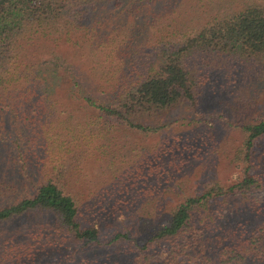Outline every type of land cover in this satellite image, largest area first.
I'll list each match as a JSON object with an SVG mask.
<instances>
[{"label": "trees", "instance_id": "trees-1", "mask_svg": "<svg viewBox=\"0 0 264 264\" xmlns=\"http://www.w3.org/2000/svg\"><path fill=\"white\" fill-rule=\"evenodd\" d=\"M176 2L0 0V264H264V4L139 54Z\"/></svg>", "mask_w": 264, "mask_h": 264}, {"label": "rangeland", "instance_id": "rangeland-1", "mask_svg": "<svg viewBox=\"0 0 264 264\" xmlns=\"http://www.w3.org/2000/svg\"><path fill=\"white\" fill-rule=\"evenodd\" d=\"M248 2L264 4V0H177V2L172 5L173 8L171 11H168L164 15L157 16L154 24L151 27L148 26V29L146 28L144 32V39L142 41H138V52L139 54L144 55L148 52V50L152 51L154 46L157 51L160 50V45H158L160 40L179 42L185 38V34L196 31V29L203 25L214 14L242 7ZM144 8H146L145 12L149 13L153 7L151 8L150 2L147 1V3L144 4ZM166 9L167 7L165 6L157 7L156 12H163ZM133 20H135L134 14L129 15L127 17V25L129 26ZM118 38L121 41L124 39V36L122 35ZM121 42L124 43V41ZM238 68L239 70H242L243 74L248 79H257L256 72L258 70H264V57L257 61L239 63ZM262 92H264V90H262ZM221 104H223V101H221ZM213 112L203 115V117H205L204 121L206 124H212L214 122L216 114ZM254 114L257 113L254 112ZM136 136L139 141L147 142V140H144L139 133ZM236 140V133H231L224 139V142L228 144V151L232 150V144H235ZM207 163L212 168L211 163ZM201 166L202 162L200 160H195L184 169L183 173L177 175L175 180L172 182L175 190L190 191L196 188L202 177V173L200 172ZM218 172L220 176H225V180H231L236 176V170L233 167L229 168L227 166H222V168L219 167ZM252 194L264 201V189L254 190ZM116 216L118 220H128L125 211L117 212Z\"/></svg>", "mask_w": 264, "mask_h": 264}]
</instances>
